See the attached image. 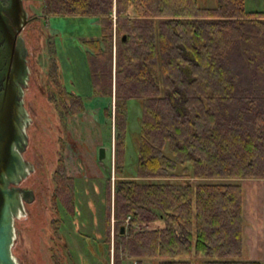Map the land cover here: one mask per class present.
<instances>
[{"label":"trees","instance_id":"16d2710c","mask_svg":"<svg viewBox=\"0 0 264 264\" xmlns=\"http://www.w3.org/2000/svg\"><path fill=\"white\" fill-rule=\"evenodd\" d=\"M198 3L40 0L38 20H98V36L83 41L88 99L109 101L103 113L114 134L106 252L73 229L78 186L66 170V139L57 138L45 229L51 264H110L111 245V264H261L244 245L242 182L264 181V11L247 12L245 0ZM71 99L62 102L67 117L86 111L84 97ZM132 101L141 116L130 168Z\"/></svg>","mask_w":264,"mask_h":264},{"label":"rangeland","instance_id":"374dc122","mask_svg":"<svg viewBox=\"0 0 264 264\" xmlns=\"http://www.w3.org/2000/svg\"><path fill=\"white\" fill-rule=\"evenodd\" d=\"M198 2L201 6L213 7L217 0H198ZM24 8L29 16L37 17L40 0L26 1ZM245 10L247 12L264 11V0H245ZM98 34V20L94 17L36 19L31 21L22 33L28 48V66L31 74L30 88L26 92L27 98L38 103L40 74L47 69L46 62L49 58L56 59L59 68V81L67 86L69 79L73 80V91L85 98L86 113L71 120L63 157L68 175L75 178L76 186H78L77 198L80 215L78 214L75 219L73 229L81 237L90 236L93 239L89 240L90 245L94 241H99L103 248L104 244V252H106L103 234L105 226L104 196L106 193L104 182L107 177L105 174L100 175V169L98 170L97 148L104 150L103 164L107 170H111L110 178L113 180L114 134L113 129H110L111 125L106 122L104 114H102L109 101L105 98L88 99L91 91L90 78L83 46L84 40L95 38ZM113 104L112 101V108ZM140 116V104L136 101L129 102L125 154L126 162L130 168L133 167L137 158ZM43 117V111L38 109V116L32 117L34 123L27 131L29 145L24 158L33 162L36 170L21 186L34 190L36 197L32 204L26 205L27 216L15 222L16 239L12 252L19 264H51L47 251L48 239L45 229L49 213L51 164L57 149V138L62 134L55 127L59 122L55 120V117L48 118L47 115V118ZM84 135H86V141L83 138ZM93 135L96 136V141L95 139L91 141L90 137ZM82 144L86 146H82ZM87 144L90 145V149ZM242 187L244 192V245L251 260L264 264V181L245 180L242 182ZM111 222L113 223L112 218ZM111 234L113 236V229ZM74 245L77 250L79 239L77 242L74 240ZM95 247L99 250L98 245ZM110 251L111 264L112 245ZM104 263L107 264L106 259H104ZM144 264L154 263L146 261Z\"/></svg>","mask_w":264,"mask_h":264},{"label":"water","instance_id":"95a60500","mask_svg":"<svg viewBox=\"0 0 264 264\" xmlns=\"http://www.w3.org/2000/svg\"><path fill=\"white\" fill-rule=\"evenodd\" d=\"M26 1L0 0V264H19L12 252L15 222L27 216L26 205L35 201L34 190L21 187L36 170L24 158L32 122L23 101L30 70L28 48L19 34L36 18H29Z\"/></svg>","mask_w":264,"mask_h":264},{"label":"flooded vegetation","instance_id":"af4514ba","mask_svg":"<svg viewBox=\"0 0 264 264\" xmlns=\"http://www.w3.org/2000/svg\"><path fill=\"white\" fill-rule=\"evenodd\" d=\"M30 17H32V16H29V18ZM36 18L34 20H36ZM29 24L30 23H28L27 25H29ZM26 26H25V28H26ZM25 28L19 34L22 38H23L22 33L25 30ZM113 44H115V42H113ZM49 47H50V44H49ZM113 50H115V47L113 48ZM27 62H28V58H27ZM46 64L48 65L47 69L44 70V72L42 74H40L41 75V79L39 81L40 84L38 85V95H37V102L38 103H36L34 100H29L27 98V93L26 92L29 90L30 84H31L30 83L31 82V78H30L31 74H30L27 88L24 90V97H23L24 106H25L26 110L28 111V114H29V116H30V118L32 120L31 125H33V123H34L32 117H34V116L37 117L38 116V109H39V110H41V112L43 111V114H44L43 118H45L46 115H47L48 118L50 116H52V117L56 118L55 120L59 121L58 124L55 125V127H57V129L60 131V134H62L63 138L67 139L68 135H69L68 127L71 124V120H73V119H75L77 117H80L81 115L86 113V111L81 113V114H79V115H74V116H69V117H67L65 115V113L61 111V108L64 106L62 104V102L64 104H66L68 107H70L71 106V101H72L71 94L72 93L76 94L73 91V89H72L73 80L69 79L67 86L64 85V83H61L59 81V78H58V70H59V68L57 67L56 59L49 58L48 62H46ZM29 70H30V68H29ZM56 80H57V82H55ZM59 113H61L62 118H60V116L58 115ZM102 114H104V113L102 112ZM96 125H97V123H96ZM28 130H29V128H28ZM83 138L86 141V135H84ZM90 139H91V141H92V139L93 140L95 139V141H96V136L93 135V136L90 137ZM82 146H86V145L82 144ZM87 146L90 149V145L87 144ZM100 150H101V148L100 149L97 148V161H98L97 162V167H98V170L100 169V172H101L100 175L103 176L105 174L106 177H107L108 174L106 172L108 170H107V167L104 166V164H103V159H102L103 157L101 159L99 158ZM25 189H27V188H25ZM35 197H36V194H35ZM126 223H128V222H126ZM145 228H147V227H145ZM103 236H104V234H103Z\"/></svg>","mask_w":264,"mask_h":264},{"label":"built area","instance_id":"2783aa9c","mask_svg":"<svg viewBox=\"0 0 264 264\" xmlns=\"http://www.w3.org/2000/svg\"><path fill=\"white\" fill-rule=\"evenodd\" d=\"M113 42H115V38L113 39ZM126 222H128V220H126Z\"/></svg>","mask_w":264,"mask_h":264},{"label":"crops","instance_id":"0c3cea01","mask_svg":"<svg viewBox=\"0 0 264 264\" xmlns=\"http://www.w3.org/2000/svg\"><path fill=\"white\" fill-rule=\"evenodd\" d=\"M247 254H248V251H247ZM248 257H249V254H248ZM250 259V258H249Z\"/></svg>","mask_w":264,"mask_h":264}]
</instances>
